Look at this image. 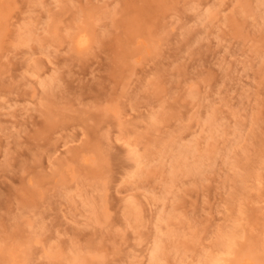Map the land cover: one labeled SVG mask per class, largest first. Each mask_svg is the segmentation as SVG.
<instances>
[{
	"label": "rangeland",
	"instance_id": "obj_1",
	"mask_svg": "<svg viewBox=\"0 0 264 264\" xmlns=\"http://www.w3.org/2000/svg\"><path fill=\"white\" fill-rule=\"evenodd\" d=\"M154 245L264 264V0H0V264Z\"/></svg>",
	"mask_w": 264,
	"mask_h": 264
},
{
	"label": "bare ground",
	"instance_id": "obj_2",
	"mask_svg": "<svg viewBox=\"0 0 264 264\" xmlns=\"http://www.w3.org/2000/svg\"><path fill=\"white\" fill-rule=\"evenodd\" d=\"M88 42H89V40H88V38L86 37V36H80L79 37V40H78V46L79 47H86L87 45H88ZM158 239H160V238H158ZM157 239V240H158ZM160 241H162V240H160ZM163 242V241H162ZM156 244V243H155ZM159 244H160V242H159ZM155 246V248L153 247V249H151V250H153V251H150V252H152L151 254V260L149 261V263H151V264H161V259H163L164 258V254H161L162 253V251H161V247H156L157 245H154ZM160 246H162V244H160ZM163 247V246H162ZM163 250H164V247H163ZM160 251H161V253H160ZM163 253H164V251H163ZM161 254V255H160ZM161 257V258H160ZM163 257V258H162ZM164 260V259H163Z\"/></svg>",
	"mask_w": 264,
	"mask_h": 264
}]
</instances>
